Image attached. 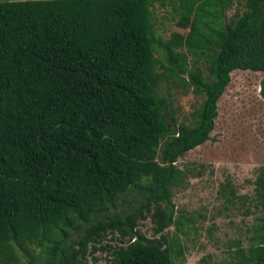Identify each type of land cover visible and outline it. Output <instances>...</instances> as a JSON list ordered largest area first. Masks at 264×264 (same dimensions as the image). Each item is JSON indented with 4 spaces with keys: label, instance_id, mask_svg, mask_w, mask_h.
Wrapping results in <instances>:
<instances>
[{
    "label": "trees",
    "instance_id": "1",
    "mask_svg": "<svg viewBox=\"0 0 264 264\" xmlns=\"http://www.w3.org/2000/svg\"><path fill=\"white\" fill-rule=\"evenodd\" d=\"M156 2L184 34L155 38ZM234 69L264 73V0L0 2V264H19L15 249L28 264H84L95 243L112 248L105 264H172L174 164L209 141ZM164 81L201 99L189 123L170 116ZM151 201L149 240L134 220ZM107 233L117 245H101ZM256 238L238 264H264Z\"/></svg>",
    "mask_w": 264,
    "mask_h": 264
},
{
    "label": "rangeland",
    "instance_id": "2",
    "mask_svg": "<svg viewBox=\"0 0 264 264\" xmlns=\"http://www.w3.org/2000/svg\"><path fill=\"white\" fill-rule=\"evenodd\" d=\"M5 1L9 0H0ZM154 7L155 38L167 40L174 32H186L175 27L168 5L155 3ZM240 10V5L233 1L225 16L229 18ZM153 56L163 60L161 51H155ZM199 63L204 76V64ZM156 69L161 71L159 64ZM263 75L250 70L232 71L220 96L219 115L209 141L183 154L174 164L183 176L180 184L170 190L168 208L179 219L180 226L176 229L175 225H169L162 232L171 248L172 264H238L232 256L235 249L245 250L264 232V194L258 185V177L264 176V98L259 94ZM183 77L187 80V72ZM157 89L169 104L175 124L192 120L193 106L201 99L193 95L191 87L164 81ZM132 193L127 190L117 202L130 198ZM154 206L151 201L141 211L143 217L137 215L134 220L136 228L149 240L160 235L152 234L150 214ZM114 237L115 234L107 233L101 245H117ZM95 245L96 249L87 245L84 264L93 258L99 264L111 259L112 248ZM15 254L19 256V264H28L22 252L15 249Z\"/></svg>",
    "mask_w": 264,
    "mask_h": 264
},
{
    "label": "crops",
    "instance_id": "3",
    "mask_svg": "<svg viewBox=\"0 0 264 264\" xmlns=\"http://www.w3.org/2000/svg\"><path fill=\"white\" fill-rule=\"evenodd\" d=\"M10 1V0H9ZM12 1H21V0H12ZM157 3V6H158V2H156Z\"/></svg>",
    "mask_w": 264,
    "mask_h": 264
}]
</instances>
